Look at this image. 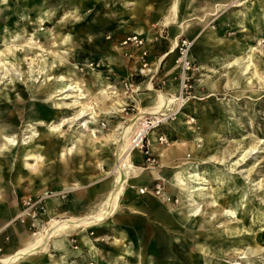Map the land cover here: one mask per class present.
Here are the masks:
<instances>
[{"label": "rangeland", "instance_id": "374dc122", "mask_svg": "<svg viewBox=\"0 0 264 264\" xmlns=\"http://www.w3.org/2000/svg\"><path fill=\"white\" fill-rule=\"evenodd\" d=\"M126 1L140 4L127 13L133 5L120 0H0V258L52 218L98 210L118 183L115 162L134 127L174 111L150 132L148 153L131 152L140 170L126 176L118 211L58 238L75 249L88 235L100 264H264V0H176L171 24L174 0ZM128 33L145 38L146 66L136 47L120 44ZM83 107L93 113L78 120ZM161 170L167 177L157 178ZM42 195L53 196L33 204ZM166 203L177 216L173 235L153 231L143 259L136 248L131 259L121 255L117 230L135 235L136 222L153 224L143 210ZM86 246L76 256L40 250L12 264L39 256L99 264Z\"/></svg>", "mask_w": 264, "mask_h": 264}, {"label": "bare ground", "instance_id": "6f19581e", "mask_svg": "<svg viewBox=\"0 0 264 264\" xmlns=\"http://www.w3.org/2000/svg\"><path fill=\"white\" fill-rule=\"evenodd\" d=\"M235 1H238V0H235ZM172 8H173L172 14L167 17V23L168 24L172 23L173 18L176 14L175 13L176 0L173 4ZM215 14L216 13H214L213 15H215ZM185 43H190V42L185 41ZM177 46H178V40L173 43L174 48ZM185 52L187 55L186 50H185ZM143 71L144 70H142V72ZM179 87H182V83ZM136 89L138 91L140 90L139 87H137ZM148 89L153 90L150 83L148 84ZM66 90L79 91V93L81 95L83 94L82 88L78 87V89H77L76 86H72L71 84L68 85ZM174 97L175 96H173V99H170L169 102L175 101L176 98H174ZM177 99H178V103H180V105H181V98L178 97ZM165 100H166V98H165ZM153 101H154V99L151 100V103ZM154 103H156V102H154ZM153 107H155V106H153ZM159 108L160 107L155 109V111H159ZM148 109L142 110L139 113V115H142L145 112L148 113ZM92 113L93 112H90V111H88V109H85L83 107L82 110L80 111L79 117L77 119L79 120L80 118H83L86 115H89ZM137 117H139V116H136L134 118H137ZM134 118L131 121H133ZM129 132H130V130H129ZM8 140L12 141V139H8ZM121 141H122V137L120 139V142ZM128 141L129 140L127 139L126 145H128ZM161 158H162V161L165 162L170 158V155H169V153H162ZM138 170H140V168L136 167L132 162V154L129 151V146L125 147V145H123L121 147V152H120L119 158L116 159L114 170H113L114 173L118 175V178H119L118 183L113 189H111L107 198L101 204V206L98 210L93 211V212H89L87 215H85L83 217H75V216L73 217L72 216V217H63V218H58V219L52 218L51 221L49 222L48 226L45 227L42 231L33 232V236H32L33 240L29 241L24 247L18 249L13 254H8V255H5L3 258H0V264L15 263L18 261V259H20V257L32 258L33 256H36L37 255L36 253H38L40 250H41V252H42V250H44V251L49 250V247L51 246L52 242H53V244H55V246L57 245L58 241H60V240L66 242L65 238H58V236L62 233H67V231L69 229H75V228L82 227V226L88 227V226L94 225L96 223H99L101 221H104L105 219H109V217L111 215H113L115 212H117L119 207H120L119 201L122 199V196L124 195L123 194L124 193V183L126 182V176H128L130 173L132 175L136 176ZM108 173H110V172H108ZM108 173H106V174H108ZM168 188H169V184H167L166 188H164V189L167 191ZM54 201H55V199L52 198V200H49L46 202L48 205L47 211L49 212L50 218H51V216L54 215V213L52 212L53 211L52 206H53ZM191 205H193V207H195L194 213L191 214V217H192L191 220L193 222L199 216L200 204L194 199V202ZM186 218L187 217L184 216V219H186Z\"/></svg>", "mask_w": 264, "mask_h": 264}, {"label": "crops", "instance_id": "0c3cea01", "mask_svg": "<svg viewBox=\"0 0 264 264\" xmlns=\"http://www.w3.org/2000/svg\"><path fill=\"white\" fill-rule=\"evenodd\" d=\"M120 1H122V3H123L122 6L124 8H125V6L133 5L130 9H126L125 8L126 10H124V11L127 12V13H129V11L133 10L135 8V5L138 6L140 4L138 1L137 2H128L126 0H120ZM174 2H175V0H174ZM174 2H173V4H174ZM213 14L214 13H211V15H213ZM170 29H171L172 32H174L176 30L174 28V26H171ZM181 29H182V27H181ZM178 37H179V35H175L174 36L173 43L178 40ZM148 49H149V47H148ZM149 54H150V49H149ZM107 64L111 65L110 62H108ZM136 91H137V89H136ZM162 171L163 170L159 171L160 174L156 175L157 178H158V176H161L162 174L167 177L166 173H161ZM166 183H168V182H166ZM105 185L106 184H104V182H103L100 186L105 188ZM169 188H170V190L172 189L170 184H169ZM170 190L169 189L167 191L165 190V192H166V193H164L165 196L162 197L163 202H169V200H170ZM161 208L162 209H160V210H158L156 212L149 211V209L143 210L144 213H146V212L148 213V215H146V216H147V218L151 219L153 224L150 221H148V220H145V222H140V221L136 222L137 223L135 225L136 230L134 231L135 235L131 236L124 229H120L119 228L117 230V235L119 234L120 237L116 236L115 243H118V245L122 244V247H120V251L123 254H121V255H123L125 258H130L131 259L132 256L130 255V252L132 251V249L136 248L137 252L135 254H133V256L138 257L140 259L141 258L143 259V258L146 257V252L145 251L147 250V247H148L147 244H149V241H151V239H152L153 243H155V239L157 238V237L154 238V236L153 237L150 236L153 231L161 230V231L169 232L171 235H173V233H171V232H172L174 226L177 224L176 223L177 216L173 213L174 211L169 209V205H167V203H166V205H162ZM139 209L140 208H138V207H134L133 210L137 211L138 213H140L141 211ZM179 215H181V214L179 213ZM7 224H5V225H7ZM110 224H111V222L108 223L107 225H105V227L109 226ZM4 226L1 229H3ZM139 229H141V231H143V232H139ZM81 234H82V236L78 237V242L82 243V245H81L82 248H80L77 245L78 247H76L75 249H72L69 238L62 237V238H65L66 242L60 240V241H58L56 246L52 242L51 246L49 247L50 252H52V253L54 252L55 255H60V256L62 255V257L66 258L68 256H76V255H78L81 252V250H84L83 246L87 245L88 248L91 251V254H92V259L91 260H98V263L100 264L102 262V260L98 257V251H97L96 247L94 245H92L90 237L88 235H86V234H84V235H83V233H81ZM160 240H163V238L160 237ZM11 242L13 244H15V243L17 244V233L16 232L13 233V238L11 239ZM170 242H171V240H166L164 242L157 243L156 245L159 247V248L157 247V249L158 250L160 248L166 249L168 244L171 245ZM23 245H24V243H23ZM13 253H15V252H13ZM166 256H167V254H166ZM31 261L34 264H54V262H53L54 260L51 257H49V256H39V257H36L35 259H32Z\"/></svg>", "mask_w": 264, "mask_h": 264}, {"label": "built area", "instance_id": "2783aa9c", "mask_svg": "<svg viewBox=\"0 0 264 264\" xmlns=\"http://www.w3.org/2000/svg\"><path fill=\"white\" fill-rule=\"evenodd\" d=\"M120 44L123 45L124 47H136L139 52H140V58L143 59V66H146V62L144 61V59L147 58V56L149 55V49L148 46L146 44V40L143 36H141L140 34H136V33H128L127 35H125L123 37V39L120 41ZM185 41H183V45L184 46ZM180 50H183V48H181ZM142 71V70H140ZM163 114H158L156 116H154L153 119H147V118H143L142 120H140L138 122V124L134 127V130L131 132V135L129 137V141H128V146H129V151H138L142 154H146L148 153L149 150V146H150V132H153V129L157 128L159 129L160 125H162L163 123L166 122V120H168V118L171 119V117H175V112L171 111L169 113H164ZM155 142L162 144L166 141V136L163 132H158L156 133L155 137H154ZM65 192L63 191L60 194V197L65 198ZM142 193L144 191H141ZM53 195L49 196V195H42L39 197V199H37L38 201H34L33 204H36L37 202H40L43 200V198L45 197H52ZM32 201V198H27L25 203L29 204ZM92 229H90V233H92Z\"/></svg>", "mask_w": 264, "mask_h": 264}]
</instances>
